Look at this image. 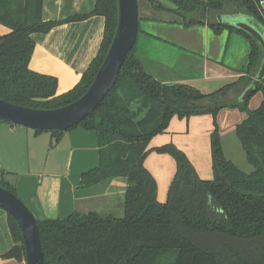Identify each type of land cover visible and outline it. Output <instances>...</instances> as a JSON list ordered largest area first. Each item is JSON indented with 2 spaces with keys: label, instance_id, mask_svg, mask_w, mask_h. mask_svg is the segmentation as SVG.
I'll use <instances>...</instances> for the list:
<instances>
[{
  "label": "trees",
  "instance_id": "16d2710c",
  "mask_svg": "<svg viewBox=\"0 0 264 264\" xmlns=\"http://www.w3.org/2000/svg\"><path fill=\"white\" fill-rule=\"evenodd\" d=\"M168 1L174 7L166 10L179 16L184 27L205 24L215 12L246 14L264 32V18L257 8L260 0ZM157 8L165 10L159 3ZM40 12L41 0H0V23L10 28L0 36V97L50 110L74 102L91 85L115 34L118 0H95L90 12L61 20H42ZM92 15L105 19L99 51L77 84L57 94L55 77L28 67L35 45L31 35ZM207 24L217 34L229 29L248 38L243 74L211 93L190 84L164 83L145 70L134 44L114 86L91 114L67 129L81 127L96 133L98 164L82 173L83 186L109 177L126 179L122 215L75 211L63 218L36 219L44 264H264V78L257 79L264 50L239 29L220 22ZM249 86L251 96L262 94L254 109L248 107L251 96L241 99ZM222 109L245 113L235 134L250 172L224 154L217 121ZM202 114L213 117L211 179H201L187 155L172 143L148 148L151 138L164 132L172 117ZM49 132L52 147L64 131ZM153 151L169 154L176 162L164 202L157 200L156 180L144 165ZM0 186L16 194L6 181L0 180ZM8 220L14 244L2 257L25 259L20 229L9 214Z\"/></svg>",
  "mask_w": 264,
  "mask_h": 264
},
{
  "label": "crops",
  "instance_id": "0c3cea01",
  "mask_svg": "<svg viewBox=\"0 0 264 264\" xmlns=\"http://www.w3.org/2000/svg\"><path fill=\"white\" fill-rule=\"evenodd\" d=\"M148 3L154 8H157L159 3L165 8V12L175 15L166 10L174 6H167L160 0H145V16L141 18L147 17ZM94 4L95 0H41L40 16L45 21L61 20L72 15L86 14L93 9ZM215 14L217 22H220L222 16L230 15ZM158 19L160 20H153ZM173 21L178 22L174 19ZM104 26L103 16L92 15L85 19L64 22L46 33H33L31 36L35 45L28 67L35 72L55 77L57 94L70 90L97 55ZM203 26L208 25L205 23ZM233 31L235 30L228 32L231 34ZM8 32L10 28L0 23V36ZM221 33L222 31L215 33L216 37L213 38L210 48L214 57L203 58L202 75L183 79L203 93H211L222 85L237 80L243 74V68L229 66L224 64L223 60H218L221 45L217 35ZM186 36L189 39L183 40L187 43L199 42L196 33ZM160 81L173 83L168 78H161ZM261 100L262 95L258 100H249L248 107L256 108ZM244 117L245 113L238 109H222L217 116L224 154L233 162V155H239L242 146L241 143L237 144V136L232 139L226 135L235 132V126ZM213 128L211 114L193 115L188 118L174 116L164 132L151 138L148 148L172 143L187 155L201 179H211L213 170L210 134ZM52 140L53 136L49 131L35 132L34 129L22 125L0 121V180L6 181L14 188L16 195L36 219L63 218L75 211H95L121 216L127 186L124 177L105 178L90 186H83L81 183L82 173L98 164L95 131L76 127L64 131L51 147ZM227 148L229 157L226 154ZM144 165L156 180L157 200L164 202L176 170L174 158L169 154L153 151L146 156ZM13 244L8 214L0 208V264H26L25 259L2 257Z\"/></svg>",
  "mask_w": 264,
  "mask_h": 264
},
{
  "label": "water",
  "instance_id": "95a60500",
  "mask_svg": "<svg viewBox=\"0 0 264 264\" xmlns=\"http://www.w3.org/2000/svg\"><path fill=\"white\" fill-rule=\"evenodd\" d=\"M137 0H118V20L114 37L91 85L74 102L60 108L43 110L11 103L0 97V119L12 124L37 130L66 131L91 114L114 86L120 68L137 40ZM220 23L228 24L253 36L264 50L262 27L252 24L241 14L222 16ZM264 78V57L258 70L257 79ZM253 93L249 86L241 96L248 99ZM0 208L16 221L24 244L26 264H44L41 240L36 218L26 204L14 193L0 186Z\"/></svg>",
  "mask_w": 264,
  "mask_h": 264
},
{
  "label": "rangeland",
  "instance_id": "374dc122",
  "mask_svg": "<svg viewBox=\"0 0 264 264\" xmlns=\"http://www.w3.org/2000/svg\"><path fill=\"white\" fill-rule=\"evenodd\" d=\"M144 1L137 0L140 31L137 35L134 49L138 55L142 56L145 70L158 80L168 78L173 83L189 84L183 79L202 75L201 64L203 58L214 57L210 48L213 38L216 37L215 32L211 27L203 26V24L184 27L180 23L182 19L179 16L154 8L151 3L146 4L149 8L147 9L148 11L146 10L147 17L141 18L145 16ZM160 1L167 6H173L168 0ZM241 16L256 24L246 14H241ZM157 18H160V20H153ZM173 19L178 22L175 23ZM216 19L217 16L214 12L208 17L206 24L208 22L215 23L217 22ZM258 27L260 26L258 25ZM228 31L222 30V33L217 35L221 45V53L217 58L219 61L223 60L226 65L242 69V66L246 64L247 54L250 49L249 40L241 32L233 31L229 34L230 32ZM193 33L198 35L199 42L187 43L183 40V38L189 39L186 35L192 36ZM261 95V92L258 91L249 100H258ZM231 133L226 135V137L235 138V132L232 131ZM237 141V144L240 145V141ZM226 152L229 157L228 148ZM233 156L234 162L240 169L246 172L252 170V167L246 162L242 147L240 148V154H234Z\"/></svg>",
  "mask_w": 264,
  "mask_h": 264
},
{
  "label": "built area",
  "instance_id": "2783aa9c",
  "mask_svg": "<svg viewBox=\"0 0 264 264\" xmlns=\"http://www.w3.org/2000/svg\"><path fill=\"white\" fill-rule=\"evenodd\" d=\"M257 8L259 10L260 15L264 18V0H260L257 2Z\"/></svg>",
  "mask_w": 264,
  "mask_h": 264
}]
</instances>
